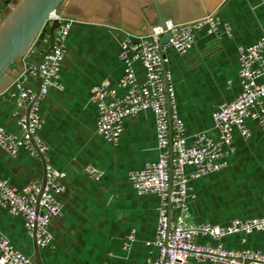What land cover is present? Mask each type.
<instances>
[{"label": "crops", "instance_id": "0c3cea01", "mask_svg": "<svg viewBox=\"0 0 264 264\" xmlns=\"http://www.w3.org/2000/svg\"><path fill=\"white\" fill-rule=\"evenodd\" d=\"M219 1L156 0V4L166 20L185 23L203 17ZM156 4L154 0H69L68 12L79 19L67 37L60 76L63 87H52L41 103L44 124L39 134L49 146L45 159L27 148L11 155L0 146V176L18 188L44 179L46 161L66 172L63 213L51 222V246L39 249L42 264H153L158 257V247L146 242L155 238L160 198L138 194L129 179L131 170L159 158L154 112L146 109L126 118L118 141L109 142L98 131L99 110L92 100L93 88L102 82L124 92L118 87L124 75L119 58L122 42L157 24ZM213 12L229 30L222 24L215 33L196 32L193 47L184 54L167 49L166 68L188 143L204 131L219 139L212 114L242 91L240 48L264 37V0H223ZM47 47L38 38L25 62L38 63ZM135 69L144 80L141 62ZM260 105L264 108V97ZM26 110L11 92L0 94V128L21 135L18 119ZM246 125L248 136L233 130L235 151L225 155L226 165L192 182L195 196L189 199L188 224L225 226L234 219L264 215V127L252 117ZM89 166L103 171L102 176L92 177L86 170ZM0 233L36 261V240L28 234L23 216L1 205ZM131 233L135 237L125 246ZM196 239L202 245L264 252V230ZM191 264L219 263L191 260Z\"/></svg>", "mask_w": 264, "mask_h": 264}, {"label": "built area", "instance_id": "2783aa9c", "mask_svg": "<svg viewBox=\"0 0 264 264\" xmlns=\"http://www.w3.org/2000/svg\"><path fill=\"white\" fill-rule=\"evenodd\" d=\"M56 23L53 29H43L38 36L47 44L38 63H26L23 58L22 71L7 88L15 97L18 106H26V112L18 119L22 134L16 135L0 128V146L11 155L20 148H27L34 155L45 154L48 144L39 131L44 124L40 113L42 100L52 87L62 88L61 67L67 52V37L75 19L65 17L54 9L46 24ZM214 12L185 23L165 20L164 24L152 25L148 34L130 35L122 42L119 58L124 64V75L118 89L110 88L106 82L92 90V100L99 110L98 131L109 142H117L124 128V120L135 117L143 110L154 112L159 158L139 170H131L129 179L138 194H156L160 198L159 219L154 240L159 254L153 264H191L213 262L219 264H264V252L256 249L229 250L222 244L202 245L197 236L207 235L215 239L242 232L264 230V215L246 219H234L220 226L211 223L188 224L189 199L195 196L193 181L221 170L224 157L235 151L234 133L237 128L243 136L250 130L247 118H256L264 127V108L260 105L264 97V37L240 48L238 75L242 91L229 102L219 104L213 111V120L219 131L216 140L207 132L196 134L188 143L184 120L177 111L174 88L166 68L167 49L174 48L184 54L195 42L196 32L206 30L215 33L222 25ZM229 30L227 24H223ZM169 39L163 42V36ZM31 50V49H30ZM29 50V51H30ZM28 51V52H29ZM141 62L145 68V79L140 80L135 64ZM31 76L34 82L27 79ZM260 110L252 112V107ZM44 179L33 180L18 188L0 176V205L13 215H21L28 234L33 236L39 249L51 246L53 234L51 222L63 213L62 195L65 185L62 179L66 172L45 162ZM192 170L188 171V168ZM95 179L103 171L96 167L86 168ZM129 234L128 242L134 239ZM0 264H37L23 253L11 240L0 233Z\"/></svg>", "mask_w": 264, "mask_h": 264}, {"label": "water", "instance_id": "95a60500", "mask_svg": "<svg viewBox=\"0 0 264 264\" xmlns=\"http://www.w3.org/2000/svg\"><path fill=\"white\" fill-rule=\"evenodd\" d=\"M222 1L220 0L207 14L212 13ZM68 2L69 0H0V94L8 92L7 88L22 71L23 58L38 41L41 31L56 26V23L46 24L52 10L58 9L65 17L79 19L68 12ZM154 3H157L156 0ZM157 8L160 14L157 23L164 24L166 19L158 5ZM151 27L152 25L148 30L136 34H148ZM124 28L131 32L129 27ZM168 39L169 34H165L163 42ZM27 79L34 82L31 76H27ZM36 263L42 264L38 246Z\"/></svg>", "mask_w": 264, "mask_h": 264}]
</instances>
